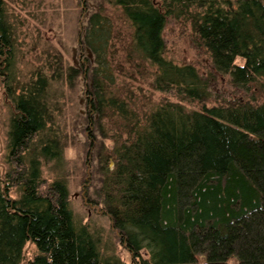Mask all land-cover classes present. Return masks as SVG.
Masks as SVG:
<instances>
[{
    "label": "trees",
    "instance_id": "obj_1",
    "mask_svg": "<svg viewBox=\"0 0 264 264\" xmlns=\"http://www.w3.org/2000/svg\"><path fill=\"white\" fill-rule=\"evenodd\" d=\"M5 1L0 264H127L75 219L67 182L44 176L62 160L59 88L78 82L88 200L131 264H264V0H106L113 15L81 17L77 67L45 51L23 79ZM169 21L207 54L204 74L166 57Z\"/></svg>",
    "mask_w": 264,
    "mask_h": 264
},
{
    "label": "rangeland",
    "instance_id": "obj_2",
    "mask_svg": "<svg viewBox=\"0 0 264 264\" xmlns=\"http://www.w3.org/2000/svg\"><path fill=\"white\" fill-rule=\"evenodd\" d=\"M6 13L13 24L16 36L17 66L20 78L30 75L35 66L47 59L45 51L62 56L66 66L78 65L79 40L83 31L81 17L103 7L106 14L113 15L106 0H6ZM85 9V10H84ZM166 57L173 62L195 65L200 73L209 67L207 54L191 49L188 32L181 24L168 22L165 28ZM222 83V81H221ZM58 109L54 119L62 135L63 153L59 163L44 165V176L49 180L60 178L67 182L69 201L75 219L88 225L99 241V247L108 255L116 254L131 264L126 249L120 245L110 220L92 208L88 200L92 186L96 185V173L92 174L91 151L84 123L85 100L78 82L73 88L61 85ZM10 104L0 81V175L6 169V134L8 131ZM87 155V156H86ZM90 156V157H89ZM88 158V159H87ZM30 250V247H29Z\"/></svg>",
    "mask_w": 264,
    "mask_h": 264
}]
</instances>
